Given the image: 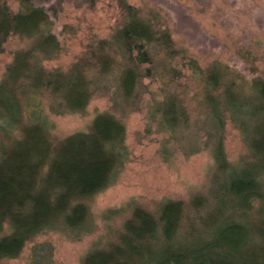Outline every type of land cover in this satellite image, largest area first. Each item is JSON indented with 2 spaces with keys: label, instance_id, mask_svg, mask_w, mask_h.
I'll return each instance as SVG.
<instances>
[{
  "label": "trees",
  "instance_id": "obj_1",
  "mask_svg": "<svg viewBox=\"0 0 264 264\" xmlns=\"http://www.w3.org/2000/svg\"><path fill=\"white\" fill-rule=\"evenodd\" d=\"M34 1L0 0V53L9 38L17 36L29 42L25 49L13 53L12 62L0 81V120L4 119L8 127L17 130L13 146L0 151V264L3 260L16 259L26 244L48 232L60 227H81L88 212L83 202L116 182L130 153L125 145V126L115 112L124 117L130 110L146 106L149 123L157 133L168 136L160 153L171 155L167 144L175 140V135L189 120L181 93L168 89L169 84L181 78L188 80L185 85L200 86L196 95L202 94L205 108V124L198 134L206 139L194 137L192 154L211 146L221 172L231 171L222 150L225 121L237 124L243 133L241 118L254 119L258 138L249 141L254 157L249 165H261V169L244 180L246 184L241 191L247 193L250 203L260 199L259 176L264 174L261 156L264 153L261 149L262 144L264 148V77L245 84L218 62L201 69L195 59L175 50L169 31L161 27L156 17L141 15L125 0H118L120 15L108 39L94 42L66 70L47 71L41 59H51L59 50L50 32L48 16L43 8L34 6ZM8 3H16V9L13 11ZM180 57L183 62L178 63ZM185 68L188 74L183 73ZM144 80L149 85L158 83V93L150 91ZM41 94L49 96V108L57 114H81L90 100L99 95L109 98L114 112L97 115L86 134L73 135L55 144L65 150L61 165L45 150L33 152L36 143L45 142L37 124L21 129L22 108L28 106L29 97ZM147 95L149 98L145 99ZM13 98L21 102L20 110H17L18 103L16 109L7 105L6 101ZM43 122L48 136L44 118ZM242 185L240 179L234 180L229 194H238V186ZM182 211L181 204L170 201L161 205L157 219L134 209L117 242L89 252L83 264H134L135 260L144 264L151 261L198 264L210 245L171 253V257L161 258L166 252L156 259L145 256L150 244L174 238ZM237 230L236 225L230 224L223 231L222 240ZM220 253L214 256L219 257ZM238 264L250 263L242 258Z\"/></svg>",
  "mask_w": 264,
  "mask_h": 264
},
{
  "label": "rangeland",
  "instance_id": "obj_2",
  "mask_svg": "<svg viewBox=\"0 0 264 264\" xmlns=\"http://www.w3.org/2000/svg\"><path fill=\"white\" fill-rule=\"evenodd\" d=\"M125 1L141 15L156 17L161 27L169 31L175 50L195 59L201 69L218 62L245 84L264 77V0ZM33 3L43 8L48 16L50 32L59 50L51 59H41L47 71L66 70L94 42L108 39L120 15L118 0H35ZM8 4L13 11L17 7L16 3ZM28 45L27 40L17 36L4 44L0 53V81L12 62L13 53ZM179 61L183 62L181 57ZM182 70L189 73L186 68ZM185 81L188 80L181 78L168 86L169 91L181 93L189 119L188 125L175 135V140L167 144L170 156L160 153L168 136L157 133L149 123L146 106L130 110L124 117H120L119 111L115 112L125 126V145L130 153L116 182L83 202L88 212L81 227H60L48 232L26 244L16 259L1 263L83 264L89 252L117 242L118 234L122 233L134 209H141L157 219L161 205L170 201L178 202L183 208L177 234L170 241L150 244L145 256L156 259L166 252L163 258L208 244L209 248L206 247L202 254L205 260L202 258L198 264H206L209 260L211 264H238L242 258L250 264H264V174L259 176L262 187L259 200L250 203L247 193L241 191L247 178L261 169V165H249L254 160L249 141L258 138L254 119L241 118L243 133L237 124L225 121L222 150L225 164L231 171L221 172L211 146L192 154L194 137L198 135L201 141L206 139L198 134L206 116L202 94L196 95L200 86L185 85ZM143 84L149 85V82L144 80ZM158 86L154 83L148 88L157 92ZM29 98L30 109L25 106L20 112L21 129L27 130L30 124H37L45 142L36 143L33 152L45 150L61 165L65 150L55 144L73 135L86 134L97 115L114 112L105 95L91 99L81 114L53 112L49 108L51 100L45 94ZM6 103L14 109L18 103L17 110L21 109V102L14 98ZM16 138V128L0 120V151L12 147ZM261 149L264 152L263 144ZM261 156L264 157V153ZM236 179L243 185L238 186V194H229ZM230 224L236 225L238 230L224 241L223 231ZM217 253L219 257L214 256ZM208 257L210 259H206ZM134 264L144 263L135 260ZM150 264L158 263L151 261Z\"/></svg>",
  "mask_w": 264,
  "mask_h": 264
}]
</instances>
